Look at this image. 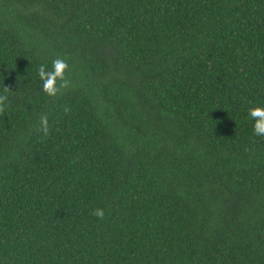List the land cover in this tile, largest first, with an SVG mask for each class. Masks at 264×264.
<instances>
[{"label": "trees", "instance_id": "trees-1", "mask_svg": "<svg viewBox=\"0 0 264 264\" xmlns=\"http://www.w3.org/2000/svg\"><path fill=\"white\" fill-rule=\"evenodd\" d=\"M4 86L0 264H264V0H0Z\"/></svg>", "mask_w": 264, "mask_h": 264}, {"label": "clouds", "instance_id": "clouds-1", "mask_svg": "<svg viewBox=\"0 0 264 264\" xmlns=\"http://www.w3.org/2000/svg\"><path fill=\"white\" fill-rule=\"evenodd\" d=\"M69 64L66 58L57 57L52 61L51 70H48L46 65L41 64L38 67V76L42 81L43 92L52 98L58 97L62 90L66 89L70 85L68 78ZM11 92L9 86H4L3 94H0V114H4L7 108V101L9 99L8 93ZM64 111L70 112L71 109L68 107L64 108ZM249 117L254 123V132L257 136H264V107H254L249 109ZM40 131L47 136L50 128L48 124L47 115L40 116ZM92 215L99 220L105 219V210L102 208L93 209Z\"/></svg>", "mask_w": 264, "mask_h": 264}]
</instances>
